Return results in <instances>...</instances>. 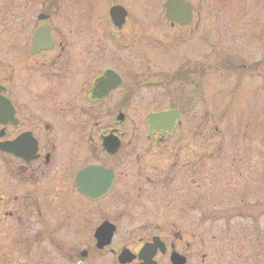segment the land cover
Segmentation results:
<instances>
[{
  "label": "flooded vegetation",
  "instance_id": "flooded-vegetation-1",
  "mask_svg": "<svg viewBox=\"0 0 264 264\" xmlns=\"http://www.w3.org/2000/svg\"><path fill=\"white\" fill-rule=\"evenodd\" d=\"M183 1L182 23L140 15L155 0L0 6V264H187L172 217L203 224L205 196L244 161L232 147L220 162L221 145L205 142L206 89L254 74L263 86L264 44L241 36L226 49ZM244 206L235 215H264ZM123 227L132 234L117 241ZM203 234L192 236L200 264Z\"/></svg>",
  "mask_w": 264,
  "mask_h": 264
},
{
  "label": "rangeland",
  "instance_id": "rangeland-1",
  "mask_svg": "<svg viewBox=\"0 0 264 264\" xmlns=\"http://www.w3.org/2000/svg\"><path fill=\"white\" fill-rule=\"evenodd\" d=\"M6 1L0 0V6ZM155 1L152 7L142 3L138 10L140 15L163 16V4L166 0ZM189 1L193 4L195 13L205 20L206 31L220 32V36L225 38L226 49L240 51L237 48L238 41L234 39L241 36L251 35L264 44V0H230L228 5H223L219 0ZM2 23L0 17V31L4 29L5 24ZM254 39L250 51L246 49L240 52L245 60L252 57L256 45ZM205 49V52L210 50ZM248 53L251 56L245 57ZM0 58H4L1 50ZM230 79L217 83L213 90L206 89L205 142L221 145V156L217 158L220 162L230 159L232 147H236V160L244 161L237 170L239 175H232V180L228 181L224 179L227 176L221 177L214 195L205 196L204 207L210 215L205 214L203 224H187L172 217L182 229L183 238L190 244L189 249L183 243L177 247L179 253L189 256L187 264H200V248L197 246L198 241L192 239V236L203 232L204 253L208 257L205 264H264V215H235L238 208L245 207V204L252 205L253 208L264 206L256 204L264 196V191L258 188L260 176L264 178V174H260V170H264V80L261 86L262 79L254 74L246 79L247 84L242 88L234 89L227 87ZM162 106L167 107L169 104ZM215 128L220 133L214 138L212 134ZM245 150L246 153L243 152ZM121 229L117 241L132 234L125 227ZM28 254L40 256L38 251ZM109 259L100 260V264H111Z\"/></svg>",
  "mask_w": 264,
  "mask_h": 264
},
{
  "label": "water",
  "instance_id": "water-1",
  "mask_svg": "<svg viewBox=\"0 0 264 264\" xmlns=\"http://www.w3.org/2000/svg\"><path fill=\"white\" fill-rule=\"evenodd\" d=\"M190 7L191 6L189 3H186L182 0H168L164 4L165 14H166L167 18L169 17V18L176 19V21H178L179 23H182L185 21V20L183 21L180 19L182 16H185V17L191 16L192 10ZM185 22H187V21H185ZM166 118L163 114L162 115H156L153 118L149 119V124H151L152 119H153V121L156 120V122H162L163 123L164 121H166ZM106 242H109V240L107 239ZM121 256H126V254L123 253ZM177 257H176V260L175 259H172V260H174V262H176V264H179V257H178V259H177ZM181 264H183V262Z\"/></svg>",
  "mask_w": 264,
  "mask_h": 264
}]
</instances>
